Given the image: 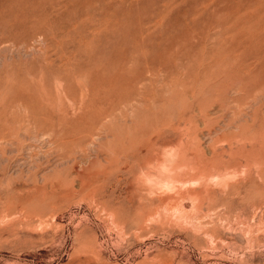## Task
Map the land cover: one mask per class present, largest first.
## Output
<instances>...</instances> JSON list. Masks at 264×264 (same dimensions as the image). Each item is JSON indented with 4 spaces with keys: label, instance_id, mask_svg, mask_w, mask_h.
Segmentation results:
<instances>
[{
    "label": "rangeland",
    "instance_id": "rangeland-1",
    "mask_svg": "<svg viewBox=\"0 0 264 264\" xmlns=\"http://www.w3.org/2000/svg\"><path fill=\"white\" fill-rule=\"evenodd\" d=\"M0 264H264V0H0Z\"/></svg>",
    "mask_w": 264,
    "mask_h": 264
}]
</instances>
